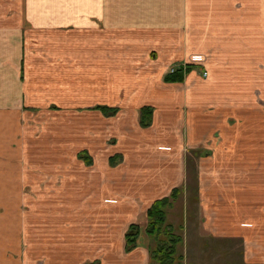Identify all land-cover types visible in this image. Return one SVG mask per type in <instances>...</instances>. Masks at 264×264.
Returning <instances> with one entry per match:
<instances>
[{"label":"crops","instance_id":"crops-1","mask_svg":"<svg viewBox=\"0 0 264 264\" xmlns=\"http://www.w3.org/2000/svg\"><path fill=\"white\" fill-rule=\"evenodd\" d=\"M169 64L192 69L183 82H166ZM52 103L118 106L113 116L137 129L158 132L170 124L175 142L162 152L171 160L165 165L153 157L139 162V152L134 159L124 149L116 167L109 163L114 154L99 156L104 178L85 184L87 198L81 190H73V198H81L71 202L58 200L61 190L50 194L56 201L46 209L52 214L34 229L41 232V251L55 252L43 264H149L147 209L187 185L183 138L202 150L199 214L205 224L196 235L208 230L241 239L245 263L264 262V205H256L264 196L253 180L248 197L240 198L225 189L239 181L216 175L264 166V0H0V124L10 137L5 148L0 145V177L20 188L33 181L20 149L26 108ZM143 106L154 110L150 130L140 124ZM5 196L0 264H35L31 212L20 209V196L15 202ZM133 223L140 234L126 252L125 233ZM184 226L186 263L192 229Z\"/></svg>","mask_w":264,"mask_h":264},{"label":"rangeland","instance_id":"rangeland-1","mask_svg":"<svg viewBox=\"0 0 264 264\" xmlns=\"http://www.w3.org/2000/svg\"><path fill=\"white\" fill-rule=\"evenodd\" d=\"M180 65L169 64L166 66L165 72H168L173 66ZM81 103L83 102L81 101ZM83 105L62 107L52 103L51 105L26 108L25 129L21 130L22 142H20V149L21 156L22 152L26 151L27 163L31 162L33 181L31 185L27 184L24 188H20L19 183L14 179L7 178L6 175L0 177V200H2L4 193L6 200L12 199L14 202L17 201L16 197L20 196L22 203L20 209L25 213L31 212L29 218H31L32 224L33 248L37 249L32 251L35 264H43L46 254L52 253L54 256L55 253L53 249L46 254L41 251L39 248L41 246V232L34 231V229H39L40 226H45L47 224L46 218L49 217L47 215L52 214L48 207L46 209L50 200L56 201L55 195L51 196L50 194H55L61 190L58 193H61L58 200L63 202H71L73 199L81 198V196V199L83 197L87 198L88 186L85 184L90 179L104 178V171L97 168L99 156L118 154L119 151L124 149L132 154L131 156L134 159L137 157L135 153L139 152V162H150L152 157L159 165L160 163L165 165L171 161H167V155L162 153L166 152L164 148L168 145H174L172 143L175 142L170 124H164L165 129L160 128L158 132L144 131L133 127L131 122L126 124L125 119H121L122 115L104 116L100 112L91 109L89 105ZM132 118L131 116L129 120L132 121ZM151 124H153V120H151ZM151 124L145 127V130H150ZM6 129L0 124V145L3 148L9 144L10 140L9 131H6ZM183 133L184 121H182L181 130V134ZM181 141L182 154L180 157L185 169L188 190L185 193L186 196L183 194L169 209L167 222L172 223L178 233L182 234L183 241L187 233L185 232L184 223L186 226L190 224L189 228L192 229L191 236H188L190 238V250H188V262L185 263L184 261V264H248L244 260L247 251L241 239L213 236L208 230L205 231L206 234L203 236L196 235L200 231L199 227L205 224L202 223L203 219L199 214L200 196L199 187L198 189L196 187L200 178L199 167L201 165L202 150L189 145L184 138ZM156 147L159 148L156 151L158 153L151 155V149ZM84 150L90 156L92 155V164L87 165L79 158L78 154ZM263 158L264 156H262L264 161ZM121 160L122 158L118 159L116 163L118 164ZM232 164L241 167V164L237 161ZM20 175H22V170H20ZM216 175L217 178L220 175L224 179H229V181H239L238 186L225 187V189L231 193L237 190L241 196L240 198L248 197L247 182L253 180L258 187L257 190L264 196V166L263 169H259L252 165H246L242 169L220 171ZM73 190H81L78 193L81 196H74L73 198ZM46 195L51 197H44ZM258 203L264 205L263 202H256V205ZM73 205L75 206V203ZM53 210L56 209L53 207ZM227 220L230 223V219ZM50 230L51 237L55 239L54 229ZM50 230H45L44 233L47 234ZM188 232L190 233V231ZM184 246L185 243L183 242L180 245V252L183 254ZM26 247L29 248L30 244H27ZM251 264H264V262L259 260Z\"/></svg>","mask_w":264,"mask_h":264},{"label":"trees","instance_id":"trees-1","mask_svg":"<svg viewBox=\"0 0 264 264\" xmlns=\"http://www.w3.org/2000/svg\"><path fill=\"white\" fill-rule=\"evenodd\" d=\"M191 69V66L181 64L173 72L169 71L166 74L165 81L183 82ZM90 108L100 110L106 116H113L119 111L118 106L95 105ZM153 111L151 106H143L140 109L141 126L147 127L151 124ZM78 155L87 165L93 163L92 157L86 150ZM120 158H122L121 154H114L110 156L109 162L111 165H116ZM196 187L198 189V185ZM186 188L187 185L173 188L169 195L156 199L147 209L146 232L152 239L149 247V264H184L185 256L180 252V245L183 243L182 234L178 233L172 223L167 222V216L169 209L183 196ZM139 234L140 226L136 223L131 224L125 233L126 252L137 246Z\"/></svg>","mask_w":264,"mask_h":264},{"label":"built area","instance_id":"built-area-1","mask_svg":"<svg viewBox=\"0 0 264 264\" xmlns=\"http://www.w3.org/2000/svg\"><path fill=\"white\" fill-rule=\"evenodd\" d=\"M178 67V66H173L170 68V71L173 72L175 70V68ZM207 75V71H204V76Z\"/></svg>","mask_w":264,"mask_h":264}]
</instances>
